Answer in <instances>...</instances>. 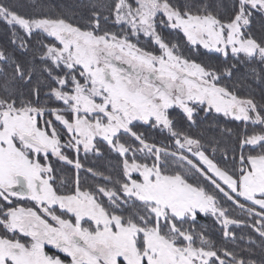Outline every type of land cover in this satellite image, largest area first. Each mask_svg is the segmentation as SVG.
<instances>
[{
    "label": "snow or ice",
    "instance_id": "obj_1",
    "mask_svg": "<svg viewBox=\"0 0 264 264\" xmlns=\"http://www.w3.org/2000/svg\"><path fill=\"white\" fill-rule=\"evenodd\" d=\"M0 25V264H264V88L237 94L264 0H0Z\"/></svg>",
    "mask_w": 264,
    "mask_h": 264
},
{
    "label": "trees",
    "instance_id": "obj_2",
    "mask_svg": "<svg viewBox=\"0 0 264 264\" xmlns=\"http://www.w3.org/2000/svg\"><path fill=\"white\" fill-rule=\"evenodd\" d=\"M24 4H27L29 0H22ZM46 3L56 6V5H70V4H75V5H80L82 3V0H45ZM55 10V9H54ZM83 9H77V12H81ZM167 35L168 32L165 31ZM13 45L10 43V35L6 33L4 27L0 25V48H7L11 50ZM201 52H204L205 50L201 49ZM185 55H192L189 49L185 48L184 49ZM197 59H206L204 56L197 57ZM213 59H215L213 57ZM236 78H234V81L228 82V83H234ZM264 88V85H261L258 80H252L250 77L247 80H244L242 86H239L237 89V94L243 97L251 96L254 99H256L258 102L261 100V89ZM220 123L221 126H227L229 128H233L236 131H239L243 129L244 123L243 122H234L230 120H225L224 118H220ZM248 130L251 131H259L260 127L249 125ZM215 135H218V133H214ZM155 138L162 142V143H167V141L164 139V136L161 135L160 133H154L153 134ZM226 143L229 144L230 147H235V139L233 138L231 141L225 140ZM237 151H239L237 149ZM256 151H259V149H256ZM209 155L211 156V150L209 149ZM82 162H84L88 166H95L99 168L100 170H105L108 169L109 167H113L117 164V158L115 157L114 154L108 155L106 154L105 157L97 159L95 157H92L91 155L87 160H84L83 155H81ZM215 161L218 162L221 166H224L225 161L221 153H216L214 157ZM59 167V165H58ZM64 175H73V170H71L70 166L66 167L63 169ZM81 176H84V173H81ZM88 183H92L91 180H88ZM226 207H229L230 213L234 217H239L243 219H248L245 213H243L239 208H236L235 206L231 205L230 203L225 205ZM250 206V205H249ZM259 210V209H257ZM202 224H208L210 227L213 226V221L211 218L207 220H201ZM237 232L238 236H243L244 240L238 241V247L236 248L237 251H240V248H247L248 245V239L251 237L252 239L256 240V243L259 244L260 240L259 237L256 233H254L250 228H238L235 229ZM218 238V234H214ZM229 247H234L233 245H229ZM257 251H259L257 249ZM258 258V257H257Z\"/></svg>",
    "mask_w": 264,
    "mask_h": 264
},
{
    "label": "rangeland",
    "instance_id": "obj_3",
    "mask_svg": "<svg viewBox=\"0 0 264 264\" xmlns=\"http://www.w3.org/2000/svg\"><path fill=\"white\" fill-rule=\"evenodd\" d=\"M164 35L168 36L165 32ZM140 39H141V46L145 47L146 49H150V50L153 49V45L149 41H147L143 36H141ZM13 202L14 204H20L21 206H25V207L32 206V202L28 200H17L16 198H13Z\"/></svg>",
    "mask_w": 264,
    "mask_h": 264
},
{
    "label": "flooded vegetation",
    "instance_id": "obj_4",
    "mask_svg": "<svg viewBox=\"0 0 264 264\" xmlns=\"http://www.w3.org/2000/svg\"><path fill=\"white\" fill-rule=\"evenodd\" d=\"M0 234H3V229L2 228H0Z\"/></svg>",
    "mask_w": 264,
    "mask_h": 264
}]
</instances>
